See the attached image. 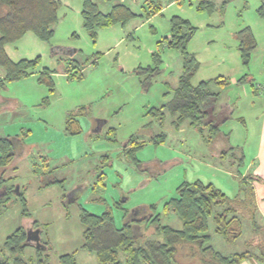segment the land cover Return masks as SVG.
I'll return each mask as SVG.
<instances>
[{
    "label": "rangeland",
    "instance_id": "374dc122",
    "mask_svg": "<svg viewBox=\"0 0 264 264\" xmlns=\"http://www.w3.org/2000/svg\"><path fill=\"white\" fill-rule=\"evenodd\" d=\"M57 1L49 42L28 33L6 47L14 61L41 60L33 75L0 89V139L22 141L7 173L13 188L0 208V262L11 256L8 237L20 228L28 234L36 221L41 246L26 248L24 260H36L41 248L49 264H61L64 255L99 264L82 249L84 210L111 213L117 228L149 212L180 229L165 204L183 183L213 184L235 200L244 199L241 180L248 178L264 212V185L255 180H264V19L258 13L264 0H209L213 12L199 11L198 0H93L104 13L122 3L135 15L99 30L96 39L83 27L81 0ZM176 16L196 28L188 44L199 63L192 85L209 82L217 95L207 117L193 124L169 106L183 70L181 52L166 44ZM245 28L256 41L248 64L238 39ZM156 67L158 73L148 70ZM45 69L53 74V92L38 81ZM210 121L220 126L218 134ZM149 228L135 226L134 234ZM215 229L210 217L207 234L217 251L244 250L240 240L228 243ZM181 250L178 264H201L197 251Z\"/></svg>",
    "mask_w": 264,
    "mask_h": 264
},
{
    "label": "trees",
    "instance_id": "16d2710c",
    "mask_svg": "<svg viewBox=\"0 0 264 264\" xmlns=\"http://www.w3.org/2000/svg\"><path fill=\"white\" fill-rule=\"evenodd\" d=\"M81 1L83 27L93 39L97 38L99 30L125 24L135 16L122 3L113 5L108 13H104L93 0ZM59 7L60 2L57 0H0V68L4 71V77H0V89H4L8 83L33 75L41 60V57H37L14 61L6 51L7 45L20 41L28 33L49 42L55 34ZM213 8L211 1L198 0L199 11L213 12ZM160 11L161 8H157L154 13ZM258 13L264 19V3L258 8ZM195 33L196 28L188 20L176 16L171 20V35L166 38L167 46L180 51L183 57L182 75L169 106L174 113H179L180 120L188 119L192 124L207 117V109L217 96L210 92L209 82L203 81L197 86L191 83L199 69L195 55L188 51V44ZM238 39L243 62L248 64L256 48L255 38L251 30L245 28L238 33ZM148 70L159 72L158 67ZM38 81L48 86L51 92L54 91L53 74L49 69L40 73ZM221 83L225 85L227 81ZM69 124L72 125V121ZM206 125L210 126L212 133L220 132V126L214 125L213 121ZM21 142L18 137L0 139V208L13 188L7 185L10 180L7 173L16 166L18 147L21 145L18 143ZM247 179L241 180L244 186H241L240 191L244 192V199L237 196L235 200L228 198L213 184L200 181L181 184L176 196L165 204V213H175L182 222L180 229L161 225V215L149 212L117 228L111 213L94 215L84 210L81 217L84 226L82 249L95 255L99 264H178L183 247L197 251L201 264H244L248 261L264 264V222L260 219L261 210L256 202L254 187ZM255 180L264 185V180ZM18 195L23 198L21 191ZM210 217H213L216 225L215 233L223 236L228 243L240 240L244 247L242 252L223 255L210 245L211 236L207 234ZM31 225L28 226L29 232L39 229L36 221ZM138 225L145 228L144 232L150 227L149 233L135 235L133 229ZM5 245L10 249L11 256L0 264H49L42 257L41 248L37 249L36 260L23 259L26 248L37 246L30 237L28 240V234L22 228L8 237ZM44 248L43 251L48 250ZM60 263L77 264L71 255L62 256Z\"/></svg>",
    "mask_w": 264,
    "mask_h": 264
},
{
    "label": "water",
    "instance_id": "95a60500",
    "mask_svg": "<svg viewBox=\"0 0 264 264\" xmlns=\"http://www.w3.org/2000/svg\"><path fill=\"white\" fill-rule=\"evenodd\" d=\"M14 192L18 195L20 193V186H16ZM34 233L37 234V237L35 239H32L34 242H36V246L37 247H40L41 244H40V232L39 231H32ZM30 233L31 232H28V240H29V237H30ZM31 239V238H30Z\"/></svg>",
    "mask_w": 264,
    "mask_h": 264
},
{
    "label": "crops",
    "instance_id": "0c3cea01",
    "mask_svg": "<svg viewBox=\"0 0 264 264\" xmlns=\"http://www.w3.org/2000/svg\"><path fill=\"white\" fill-rule=\"evenodd\" d=\"M0 76L4 77L3 74H1V73H0ZM261 211H262V213H264L262 209H261ZM263 218H264V215H263ZM244 264H258V263L254 262V261H248V262H245Z\"/></svg>",
    "mask_w": 264,
    "mask_h": 264
},
{
    "label": "flooded vegetation",
    "instance_id": "af4514ba",
    "mask_svg": "<svg viewBox=\"0 0 264 264\" xmlns=\"http://www.w3.org/2000/svg\"><path fill=\"white\" fill-rule=\"evenodd\" d=\"M32 231H37V230L34 229V230H32ZM32 231H31V233H30V238H31V239H35V238L37 237V234L34 233V232H32Z\"/></svg>",
    "mask_w": 264,
    "mask_h": 264
}]
</instances>
